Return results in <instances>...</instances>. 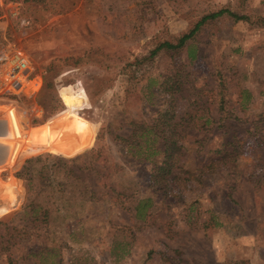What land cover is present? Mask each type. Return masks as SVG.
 Returning a JSON list of instances; mask_svg holds the SVG:
<instances>
[{
    "label": "rangeland",
    "instance_id": "obj_1",
    "mask_svg": "<svg viewBox=\"0 0 264 264\" xmlns=\"http://www.w3.org/2000/svg\"><path fill=\"white\" fill-rule=\"evenodd\" d=\"M222 9L248 21L152 56ZM4 50L40 87L9 92L0 67V264H264V0H0ZM140 123L177 142L162 171L126 142ZM90 126L80 153L55 143Z\"/></svg>",
    "mask_w": 264,
    "mask_h": 264
},
{
    "label": "trees",
    "instance_id": "obj_2",
    "mask_svg": "<svg viewBox=\"0 0 264 264\" xmlns=\"http://www.w3.org/2000/svg\"><path fill=\"white\" fill-rule=\"evenodd\" d=\"M225 15L233 18L235 22L248 21L247 16L238 15L227 9H222L218 12L210 13L202 17L197 23H195L194 27L188 33H186L182 38L178 40L177 44L165 42L161 44L154 52H152V56L153 57L156 56L159 52L163 50L177 51V50L184 48L186 44L190 40L193 39V37L198 33V31L206 23L210 21H214ZM189 57L192 59L196 58V52L194 49H190ZM218 87L220 89V93H219L220 101L218 103L219 112L220 114H224L226 112L227 102H226V96L224 94V90H225L224 76L222 75L221 72L218 73ZM221 121H222V118L219 120V122ZM211 123H212L211 119H207L204 124L209 125ZM158 130L159 129L156 126H150L146 123H140L136 125V129L134 130L132 137L126 140V142L128 143L130 147L133 146L135 148V145L139 147V150L134 153L135 155H141V158L143 160L150 161L151 163L154 164V167L156 169H159L160 171H162L165 169V166H169L171 164V161L173 160V155L169 153L170 148L173 146L177 147L178 145L176 141L174 142V141L167 140L164 135L158 134L157 133ZM160 152L164 154V157L161 158L158 156L159 157L158 160H154V158H157V157H147L143 155L144 153L145 154H155V153H160ZM41 160H42V157H38V158L27 161V165L23 168V171L17 174V177L23 178L28 181V186H29V189L32 195L34 194L33 192L34 176L30 172L31 165ZM166 175L167 174H165V176ZM28 208H31V211H33L34 213L37 212L38 209H42L41 206L36 205L35 200H31L25 209L27 210ZM9 260L12 261L11 257H9Z\"/></svg>",
    "mask_w": 264,
    "mask_h": 264
},
{
    "label": "built area",
    "instance_id": "obj_3",
    "mask_svg": "<svg viewBox=\"0 0 264 264\" xmlns=\"http://www.w3.org/2000/svg\"><path fill=\"white\" fill-rule=\"evenodd\" d=\"M0 67L3 80L9 92L20 91L27 96L35 94L40 87V81L32 78L30 60L22 51H2L0 54ZM19 84V88H17Z\"/></svg>",
    "mask_w": 264,
    "mask_h": 264
},
{
    "label": "water",
    "instance_id": "obj_4",
    "mask_svg": "<svg viewBox=\"0 0 264 264\" xmlns=\"http://www.w3.org/2000/svg\"><path fill=\"white\" fill-rule=\"evenodd\" d=\"M17 88H19V84H17ZM45 130L47 131L46 124L36 127L32 130L31 139L33 140L32 141L33 144L38 142V140L40 139V135H41L40 133L42 132L43 134ZM87 130L88 132H90V136L88 135L89 133L87 132ZM57 133L62 134L60 130H57ZM93 135L94 134L90 126L87 129L81 128L78 132L74 134L57 135L55 136V143L57 144L59 148L67 151L66 153H68L67 154L68 156H73L77 153L84 151L91 145ZM36 138H38L37 141L35 140ZM2 142H10V138H9L8 125L0 117V143ZM5 153H6V149L4 148V146L2 147L0 146V164H2L5 158V155H6Z\"/></svg>",
    "mask_w": 264,
    "mask_h": 264
}]
</instances>
